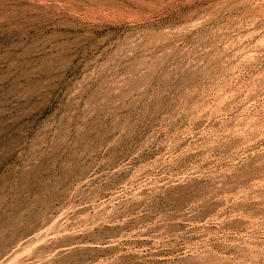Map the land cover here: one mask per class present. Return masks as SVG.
Here are the masks:
<instances>
[{
	"label": "rangeland",
	"instance_id": "374dc122",
	"mask_svg": "<svg viewBox=\"0 0 264 264\" xmlns=\"http://www.w3.org/2000/svg\"><path fill=\"white\" fill-rule=\"evenodd\" d=\"M0 264H264V0H0Z\"/></svg>",
	"mask_w": 264,
	"mask_h": 264
}]
</instances>
